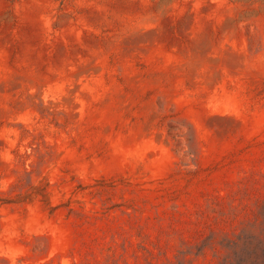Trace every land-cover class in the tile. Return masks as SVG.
Returning a JSON list of instances; mask_svg holds the SVG:
<instances>
[{
    "label": "rangeland",
    "instance_id": "rangeland-1",
    "mask_svg": "<svg viewBox=\"0 0 264 264\" xmlns=\"http://www.w3.org/2000/svg\"><path fill=\"white\" fill-rule=\"evenodd\" d=\"M263 230L264 0H0V264H251Z\"/></svg>",
    "mask_w": 264,
    "mask_h": 264
},
{
    "label": "trees",
    "instance_id": "trees-1",
    "mask_svg": "<svg viewBox=\"0 0 264 264\" xmlns=\"http://www.w3.org/2000/svg\"><path fill=\"white\" fill-rule=\"evenodd\" d=\"M241 245L247 249L248 253L246 258L239 257L238 261H253L251 264H256V261H264V230L263 234L250 235L245 238Z\"/></svg>",
    "mask_w": 264,
    "mask_h": 264
}]
</instances>
